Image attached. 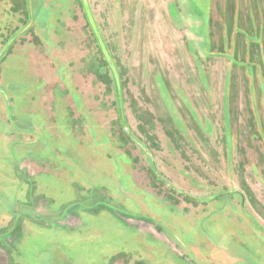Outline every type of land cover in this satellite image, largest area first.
Here are the masks:
<instances>
[{
  "label": "rangeland",
  "instance_id": "obj_1",
  "mask_svg": "<svg viewBox=\"0 0 264 264\" xmlns=\"http://www.w3.org/2000/svg\"><path fill=\"white\" fill-rule=\"evenodd\" d=\"M0 264H264V0H0Z\"/></svg>",
  "mask_w": 264,
  "mask_h": 264
},
{
  "label": "trees",
  "instance_id": "obj_2",
  "mask_svg": "<svg viewBox=\"0 0 264 264\" xmlns=\"http://www.w3.org/2000/svg\"><path fill=\"white\" fill-rule=\"evenodd\" d=\"M98 35L99 34L97 33L95 36H97L98 41H100V36H98ZM100 46H101L100 49H102V52H103V54H104V56L106 58V61H107L108 65H109V67L114 70V64H113V62H111L112 59L108 56V51H107L105 45L102 43V41H100ZM114 75H115V80L118 81V76L116 75V73Z\"/></svg>",
  "mask_w": 264,
  "mask_h": 264
}]
</instances>
